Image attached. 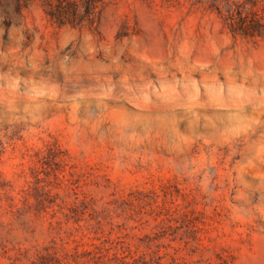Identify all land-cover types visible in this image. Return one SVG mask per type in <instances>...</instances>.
Masks as SVG:
<instances>
[{"label": "rangeland", "instance_id": "rangeland-1", "mask_svg": "<svg viewBox=\"0 0 264 264\" xmlns=\"http://www.w3.org/2000/svg\"><path fill=\"white\" fill-rule=\"evenodd\" d=\"M213 1L0 3V264H264V26Z\"/></svg>", "mask_w": 264, "mask_h": 264}, {"label": "trees", "instance_id": "trees-1", "mask_svg": "<svg viewBox=\"0 0 264 264\" xmlns=\"http://www.w3.org/2000/svg\"><path fill=\"white\" fill-rule=\"evenodd\" d=\"M4 0H0V3ZM12 2L15 9L21 10L27 8L33 2L38 1L43 9L45 16L52 23L63 26L80 27L84 24H92L99 16L104 0H5ZM214 0L210 7L216 9L219 14L223 11L230 19L237 15V28L234 29L242 35L254 36L258 34L259 27L264 26V15L262 13H243L239 9L241 4L227 0L224 9L220 7V3Z\"/></svg>", "mask_w": 264, "mask_h": 264}]
</instances>
